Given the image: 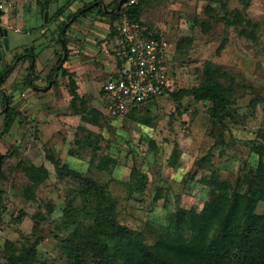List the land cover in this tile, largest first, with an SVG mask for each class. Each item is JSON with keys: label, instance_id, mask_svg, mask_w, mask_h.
I'll return each mask as SVG.
<instances>
[{"label": "rangeland", "instance_id": "1", "mask_svg": "<svg viewBox=\"0 0 264 264\" xmlns=\"http://www.w3.org/2000/svg\"><path fill=\"white\" fill-rule=\"evenodd\" d=\"M0 1L9 50L21 44L6 56L11 64L32 38L30 31L36 26L38 32L43 24L44 11L37 0ZM87 1L69 0L67 10L76 13L62 32L64 45L55 30L66 12L49 22L58 0L48 1L41 35L45 50L34 64L32 84L26 83L28 59H21L0 85L17 112L10 129L1 133L0 106V153L9 152L0 166V264H13L15 254L33 245L31 264H69L64 238L90 224L88 195L79 180L58 174L49 155L104 184L118 221L148 242L160 237L177 206L202 207L209 191L202 176L215 173L244 190L245 178L257 168V149L264 162V0H248L246 6L224 0V7L208 0H144L142 25L169 43L172 91L197 85L207 63L220 67L221 80L235 88L233 118L218 125L209 117V101L186 96L177 105L168 94L108 116L101 86L114 70L109 45L119 17L111 26L96 9L79 15ZM98 1L106 5L111 0ZM207 6L214 12L208 13ZM226 11L230 16L239 11L244 23L251 22L254 37L225 27ZM60 56L86 100L85 109L76 113L69 107L67 79L53 71ZM31 166L47 170L38 185L31 180ZM255 211L264 215V200Z\"/></svg>", "mask_w": 264, "mask_h": 264}, {"label": "trees", "instance_id": "2", "mask_svg": "<svg viewBox=\"0 0 264 264\" xmlns=\"http://www.w3.org/2000/svg\"><path fill=\"white\" fill-rule=\"evenodd\" d=\"M52 1L49 0L50 3ZM96 1L98 0L85 3L80 8L79 15H86L96 9L103 16L109 17L111 26L122 14L142 24L140 16L144 0H138L133 5L122 3L120 7H117L119 0H111L106 3V10L100 4L91 6ZM208 1L225 6L224 0ZM240 2L243 6L248 4V0ZM37 3L43 12L44 0H37ZM68 5L69 0L57 5L56 10L49 14V22L58 19ZM206 10L208 13L214 12L211 6H207ZM73 14L68 11L66 20L57 22L55 31L59 36L62 35L61 38L62 29H67L66 22ZM222 19L225 27L234 26L240 34H252L254 37V30L248 28L251 22L244 23L239 11L232 16L226 11ZM46 25L47 23H43L41 28ZM146 29L152 36L160 37L150 28ZM112 30L113 36L115 26ZM57 41L62 45L60 37ZM62 56L53 71L60 72L67 79L71 95L69 107L76 113L85 109L86 100L77 91L73 73L63 66ZM16 57L15 54L13 60ZM33 68L27 73L28 86L32 84L29 80L33 75ZM5 71L6 68L0 70V85L5 81ZM222 76L220 67L207 63L197 85L178 88L175 91L171 89L168 95L177 105L186 96H192L196 101H209V117L212 123L222 124L226 119L233 118L231 106L236 94L232 85L221 80ZM10 103L11 96H3L0 91V106H3L1 133L10 129L17 113ZM256 151L259 153L257 168L253 175L245 178L247 187L244 190L239 189L238 183L232 185L229 181L220 180L215 173L202 176L200 180L209 187L208 198L202 207L187 209L177 206L168 215L166 228L154 242H148L142 233L118 221L115 205L108 198L104 184L71 169L66 164H60L59 159L49 155L60 176L79 180L81 191L88 195L92 204L88 214L90 224L73 229L69 236L64 238L65 258L69 264H264V215L255 211L257 203L264 200V162L260 150ZM8 153H0V166ZM30 172L31 180L36 185L47 177V170L43 166H31ZM2 176L0 168V178ZM1 195L0 190V210L3 209ZM34 256L33 245L25 252L15 254L12 263L31 264Z\"/></svg>", "mask_w": 264, "mask_h": 264}, {"label": "built area", "instance_id": "3", "mask_svg": "<svg viewBox=\"0 0 264 264\" xmlns=\"http://www.w3.org/2000/svg\"><path fill=\"white\" fill-rule=\"evenodd\" d=\"M137 2L125 0L123 5ZM114 25L115 34L109 45L114 70L101 86L105 110L110 117L121 116L166 95L173 87L167 68L169 43L166 38L152 36L145 26L130 20L126 14L119 16Z\"/></svg>", "mask_w": 264, "mask_h": 264}, {"label": "crops", "instance_id": "4", "mask_svg": "<svg viewBox=\"0 0 264 264\" xmlns=\"http://www.w3.org/2000/svg\"><path fill=\"white\" fill-rule=\"evenodd\" d=\"M49 1V0H48ZM66 0H58V4L57 5H61V4H63L64 2H65ZM91 2L93 1V0H90ZM90 1H87V2H90ZM2 2V1H1ZM3 3V2H2ZM96 3H98V4H100V5H102L103 4V2H99V1H96V2H94L93 4H91V6L92 5H94V4H96ZM102 3V4H101ZM104 5V4H103ZM105 6V5H104ZM1 10V13L3 12V9H0ZM80 10V8L78 9V11H77V13L79 14V11ZM96 10L94 9V10H92V11H90L89 13H94ZM66 12V13H65ZM67 12H68V10L67 9H65V11H64V13L67 15ZM63 13V14H64ZM76 13V12H75ZM75 13L73 14V16L71 17V19H73V17H74V15H75ZM43 17V16H42ZM107 17V16H106ZM43 23H44V21H42ZM107 24V23H106ZM2 26V25H1ZM41 26H42V24H41ZM41 26L39 27V29H38V32H34V30H35V28H36V26L34 27V29L32 30V31H30V32H32V33H30V34H33V36H32V38H30L28 41H25L24 42V47H22L21 48V50H24V48H29V47H32L33 48V50H32V55L34 56V63H33V67H35V62H36V64H38V58L44 53V50L45 49H41L42 47H43V45L44 44H42V37H41V35H42V33H43V28H41ZM3 27H5V26H3ZM108 29V28H107ZM60 37V36H59ZM19 45H21V44H19ZM19 45H15L14 46V48L13 49H7V50H4V49H2L1 50V55H2V58H0L1 60H0V70L1 69H4V68H6V76L9 74V72H11L13 69H14V66H15V64L19 61V60H21V59H28V65H27V68H26V70H27V73H30L31 72V70L29 71V66H30V62H31V58L29 57V56H26V55H23V56H18V57H16L14 60H13V63H6V60H5V58H6V56L8 55V53H10L11 51L13 52V50L15 49V47H17V46H19ZM42 45V46H41ZM36 48H38V49H36ZM42 50V51H41ZM40 51V52H39ZM11 52V53H12ZM39 52V54H37ZM31 53V52H30ZM21 54V53H20ZM112 57V56H111ZM18 59V60H17ZM112 60H113V57H112ZM6 63V64H5ZM4 64H5V66H4ZM32 67V68H33ZM5 76V77H6ZM6 80V79H5ZM20 81H22V80H20ZM2 92V91H1ZM12 92H13V94H14V90L12 89ZM4 93V91L2 92V94ZM12 95V94H11ZM13 96V95H12Z\"/></svg>", "mask_w": 264, "mask_h": 264}, {"label": "water", "instance_id": "5", "mask_svg": "<svg viewBox=\"0 0 264 264\" xmlns=\"http://www.w3.org/2000/svg\"><path fill=\"white\" fill-rule=\"evenodd\" d=\"M124 1L125 0H119L117 7H120ZM102 6L106 10V7L103 4H102ZM111 11H113V10H111ZM0 13H1V10H0ZM48 14H49L48 0H44V12H43V21L44 22L47 20ZM64 30H65V28L62 29V32ZM0 36L2 37L0 39V58H1V50L2 49H4V50L9 49V46H8V37H7V29L5 27L1 26V25H0ZM60 39H61L62 45H64V41L62 40L61 36H60ZM27 49L29 50V52H32V50H33L32 47L25 48V50H27ZM33 63H34V56L31 55V62H30V66H29V71L32 69Z\"/></svg>", "mask_w": 264, "mask_h": 264}, {"label": "flooded vegetation", "instance_id": "6", "mask_svg": "<svg viewBox=\"0 0 264 264\" xmlns=\"http://www.w3.org/2000/svg\"><path fill=\"white\" fill-rule=\"evenodd\" d=\"M0 25H1V24H0ZM1 38H2V37L0 36V39H1ZM23 55L29 56V57L31 58L32 52L30 53L28 49L25 50V48H24V50H22L21 54H19L18 56H23ZM18 56H17V57H18ZM3 96H4V95H3ZM5 102H7L6 98H5Z\"/></svg>", "mask_w": 264, "mask_h": 264}]
</instances>
